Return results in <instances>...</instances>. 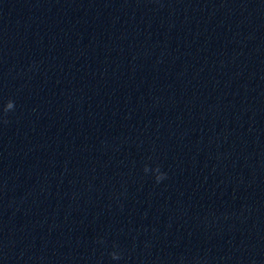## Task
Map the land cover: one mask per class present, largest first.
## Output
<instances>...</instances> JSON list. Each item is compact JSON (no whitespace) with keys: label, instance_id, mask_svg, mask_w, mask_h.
<instances>
[{"label":"water","instance_id":"1","mask_svg":"<svg viewBox=\"0 0 264 264\" xmlns=\"http://www.w3.org/2000/svg\"><path fill=\"white\" fill-rule=\"evenodd\" d=\"M0 264H264V0H0Z\"/></svg>","mask_w":264,"mask_h":264},{"label":"clouds","instance_id":"2","mask_svg":"<svg viewBox=\"0 0 264 264\" xmlns=\"http://www.w3.org/2000/svg\"><path fill=\"white\" fill-rule=\"evenodd\" d=\"M15 108V102L13 100H9L4 108V112L5 114L8 113L9 111H13ZM5 123H7V121H4ZM155 172V180L157 183L162 182L163 180H165L167 178V173L162 172L160 167L157 166L154 170L148 166L145 165L144 167V172L147 174L149 172ZM100 243H103V240L100 241ZM111 257L113 260H120L122 259V253L118 252V251H113L111 253Z\"/></svg>","mask_w":264,"mask_h":264}]
</instances>
